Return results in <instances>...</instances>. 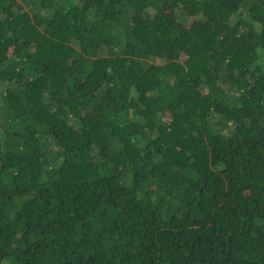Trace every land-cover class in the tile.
Listing matches in <instances>:
<instances>
[{
	"label": "trees",
	"instance_id": "trees-1",
	"mask_svg": "<svg viewBox=\"0 0 264 264\" xmlns=\"http://www.w3.org/2000/svg\"><path fill=\"white\" fill-rule=\"evenodd\" d=\"M0 264H264V0H0Z\"/></svg>",
	"mask_w": 264,
	"mask_h": 264
},
{
	"label": "rangeland",
	"instance_id": "rangeland-1",
	"mask_svg": "<svg viewBox=\"0 0 264 264\" xmlns=\"http://www.w3.org/2000/svg\"><path fill=\"white\" fill-rule=\"evenodd\" d=\"M151 62H154V61H151ZM160 62V61H159Z\"/></svg>",
	"mask_w": 264,
	"mask_h": 264
}]
</instances>
